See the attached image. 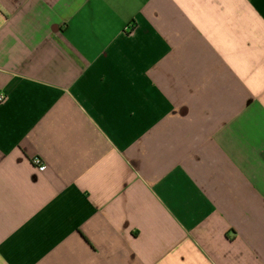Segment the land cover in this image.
<instances>
[{
  "label": "crops",
  "instance_id": "0c3cea01",
  "mask_svg": "<svg viewBox=\"0 0 264 264\" xmlns=\"http://www.w3.org/2000/svg\"><path fill=\"white\" fill-rule=\"evenodd\" d=\"M1 94L0 264H264V0H0Z\"/></svg>",
  "mask_w": 264,
  "mask_h": 264
},
{
  "label": "built area",
  "instance_id": "2783aa9c",
  "mask_svg": "<svg viewBox=\"0 0 264 264\" xmlns=\"http://www.w3.org/2000/svg\"><path fill=\"white\" fill-rule=\"evenodd\" d=\"M4 99V95H0V101ZM32 163L37 166V167H42L43 166V161L40 157H35L32 159Z\"/></svg>",
  "mask_w": 264,
  "mask_h": 264
}]
</instances>
